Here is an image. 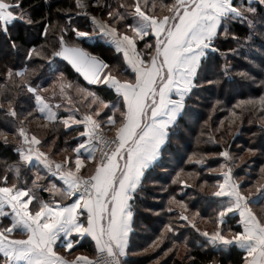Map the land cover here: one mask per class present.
<instances>
[{"label": "snow or ice", "instance_id": "snow-or-ice-1", "mask_svg": "<svg viewBox=\"0 0 264 264\" xmlns=\"http://www.w3.org/2000/svg\"><path fill=\"white\" fill-rule=\"evenodd\" d=\"M258 3L264 6V0ZM74 6L78 11L58 10L63 22L53 23L50 14L35 19L36 5L26 0H0V49L6 46L22 56L18 63L5 64L0 75V114L10 118L6 123L16 137L18 156L0 169V264H127L136 200L192 107L189 101L206 84L219 83L204 76L214 55L224 60L219 77L257 83L250 71H234L239 66L229 60L242 50L264 52V7L253 0H74ZM76 16H87L90 23L77 25ZM18 23L40 25L44 43L16 39ZM234 25H245L248 32L241 36ZM99 38L115 46L117 61L110 63L83 46L82 41ZM224 41H234L235 47L222 51ZM64 63L87 86L69 80L60 67ZM258 83L264 89V78ZM245 111L258 113L264 130V92L237 101L229 130ZM57 125L76 130L71 146L67 139L65 147L57 145ZM0 138L11 143L2 128ZM230 149L225 145L214 154L223 162L208 169L219 177L208 193L217 200L215 214L202 217L185 199L169 196L160 212L177 217L169 216L142 253L159 249L179 233L182 222L214 247L242 249L240 264H264V165L255 181L240 179L234 174L239 158ZM245 151L264 157V146ZM197 156L193 152L188 160L204 165L210 158ZM200 176L180 168L172 183L181 186V193L193 187L203 193L208 181L197 185ZM236 216L239 230L227 223ZM202 220L213 225L211 231L198 226ZM86 238L91 255L77 250ZM183 247L192 261L187 237ZM180 248L173 242L167 252L178 254Z\"/></svg>", "mask_w": 264, "mask_h": 264}, {"label": "trees", "instance_id": "trees-1", "mask_svg": "<svg viewBox=\"0 0 264 264\" xmlns=\"http://www.w3.org/2000/svg\"><path fill=\"white\" fill-rule=\"evenodd\" d=\"M26 3L34 4L36 7L33 10L34 18L39 20L42 14H50L53 23L56 20L63 22L62 16H57L56 12L60 9L65 11H74V0H26ZM255 6L264 7L258 3V0L253 2ZM78 23V21L76 22ZM85 22H80L82 25ZM85 26L87 24H84ZM41 26H27L18 23L15 31V38L23 43L32 41L40 44L44 43L43 37L40 35ZM234 30L241 36L248 32L245 25H234ZM51 31V28H50ZM83 46L94 53H98L107 59L110 63L118 60V54L115 52V46L107 41L100 42H83ZM259 39H257V47H259ZM230 47H235L234 41H224L221 45L222 51ZM247 57V61L245 60ZM22 60V56L18 53L11 52L5 46L0 49V75H3V66L11 63H18ZM231 63L240 68H244L257 77V83L252 84L241 80L239 77L227 79L218 76V70L223 65L224 60L219 55H214L209 63L204 76L210 80L219 79V83L206 84L201 90L196 92V98L189 101L192 107L186 115L179 121V125L174 129L171 136V143L164 154L163 160L158 167H155L148 174L145 180V186L141 195L136 200V215L134 217L133 229L130 236L129 256L127 264H208V261L215 260L216 264H240L243 256V250L237 246H229L217 248L208 244L207 240L196 233L190 226L180 223V231L170 239H166L159 249L142 253L141 248L146 247L155 236L160 234L161 229L169 222V216L175 220L177 213L165 214L160 212L161 209H166L169 196L175 194L177 199H185L190 208L198 209L202 217H210L215 214L217 208V200L211 197L210 188L212 191L213 181L219 178L217 175L210 173L208 169L218 168L223 161L214 154L219 153L225 145L231 146V152L238 157L234 174L243 180L255 181L259 176V168L264 165V157L259 154L252 156L246 152L248 147L261 148L264 146V130L261 129L258 122V113L245 111L241 117V121L231 126L229 130V120L231 110L237 101L246 99L251 96H258L264 89L259 87L258 80L264 78L260 76V71L264 68V52L262 51H247L242 50L237 57H229ZM251 63H250V62ZM61 70L65 71L69 80L77 81L78 83L87 86L85 81L79 74L67 66L66 63L60 65ZM101 95H106L102 90L97 89ZM110 98V97H107ZM216 101L221 103L216 104ZM10 118L0 114V128L8 131L9 143L5 145L0 138V169H3L7 164L18 160V156L13 150L16 143V137L11 129V126L6 123ZM223 121V124L221 122ZM251 121V123H249ZM43 122V121H40ZM37 121H33L31 127L36 129ZM59 130V140L57 145L65 147L63 141L69 140V146L76 137V130H65L62 125H57ZM40 134H47V130H40ZM212 136L216 142L208 140L207 137ZM206 154L208 157L204 165L193 164L188 160V157L193 153ZM60 159L61 156H56ZM184 168L185 172L196 171L200 172V179L195 181L198 185L202 180H207L208 185L205 186L204 192L201 193L198 187L188 188L185 193H181L178 184L172 183L176 171ZM11 175V174H10ZM22 175L28 176V170L22 169ZM44 175V173H42ZM188 183L193 184L194 181L188 178ZM43 195H46L43 193ZM257 206L254 205V208ZM160 212L159 215L156 213ZM238 216L229 219L228 225L236 230V220ZM213 227L212 224H210ZM188 238L187 252H190L193 260L190 261L187 257L186 250L183 247L184 238ZM173 242H179L181 248L177 254L167 252L168 248L173 246ZM83 244L92 250V244L89 240ZM82 246H85L83 245ZM208 244L207 247L204 245ZM184 250L183 254L180 252ZM167 252V254H165Z\"/></svg>", "mask_w": 264, "mask_h": 264}, {"label": "rangeland", "instance_id": "rangeland-1", "mask_svg": "<svg viewBox=\"0 0 264 264\" xmlns=\"http://www.w3.org/2000/svg\"><path fill=\"white\" fill-rule=\"evenodd\" d=\"M256 0H253V2H255ZM75 11H78L77 9H75ZM74 20L77 22L78 21V23L77 24H80V22H85L84 24H89L90 23V21H89V19H88V17L87 16H76V17H74ZM84 24H82L83 26H85ZM100 41H107V42H110V41H108V40H106V39H103V38H99V39H95V40H93V41H88V42H90V43H94V42H100ZM111 43V42H110ZM73 81V80H72ZM74 82H77V81H74ZM78 83V82H77ZM86 83V82H85ZM87 84V83H86ZM74 99H78V97L77 96H74L73 97ZM78 106H81V107H83V105L82 104H79ZM214 182V181H213ZM212 190H211V188H210V192H211ZM201 229H203V228H205V227H207L210 231L212 230V228L213 227H211V225L209 224V223H207L206 222V220H202L201 221V223L198 225ZM183 252H184V250H182L181 252H180V255L181 254H183Z\"/></svg>", "mask_w": 264, "mask_h": 264}, {"label": "crops", "instance_id": "crops-1", "mask_svg": "<svg viewBox=\"0 0 264 264\" xmlns=\"http://www.w3.org/2000/svg\"><path fill=\"white\" fill-rule=\"evenodd\" d=\"M56 179H57V181H58V178H56ZM58 186H59V187H63L62 182H58ZM42 194H43V193H42ZM44 194H46V195H44V196H45V198H47V193H44ZM130 236H131V235H130ZM87 240L90 241V238H86V239L83 241V243L86 242ZM90 242H91V241H90ZM83 245H85V244H83ZM91 248H92V247H91ZM77 250H78V251H81V252H86V253H88L89 255L92 254V250H90V248L87 247V245L82 246V247L78 248ZM61 251H63V250L61 249Z\"/></svg>", "mask_w": 264, "mask_h": 264}, {"label": "built area", "instance_id": "built-area-1", "mask_svg": "<svg viewBox=\"0 0 264 264\" xmlns=\"http://www.w3.org/2000/svg\"><path fill=\"white\" fill-rule=\"evenodd\" d=\"M101 3H103V0H101ZM91 12H93V14L97 13L99 10L98 9H90Z\"/></svg>", "mask_w": 264, "mask_h": 264}]
</instances>
